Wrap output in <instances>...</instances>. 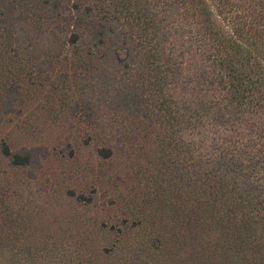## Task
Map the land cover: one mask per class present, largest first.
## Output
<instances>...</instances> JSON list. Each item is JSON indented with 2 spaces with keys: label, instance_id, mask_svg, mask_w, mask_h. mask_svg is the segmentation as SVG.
I'll list each match as a JSON object with an SVG mask.
<instances>
[{
  "label": "trees",
  "instance_id": "16d2710c",
  "mask_svg": "<svg viewBox=\"0 0 264 264\" xmlns=\"http://www.w3.org/2000/svg\"><path fill=\"white\" fill-rule=\"evenodd\" d=\"M104 2L0 0V47L39 76H78L74 112L102 133L101 159L168 133L154 201L198 264H264V0ZM1 87L0 123L37 88ZM42 150L1 146L12 168ZM21 255L0 249V264Z\"/></svg>",
  "mask_w": 264,
  "mask_h": 264
},
{
  "label": "rangeland",
  "instance_id": "374dc122",
  "mask_svg": "<svg viewBox=\"0 0 264 264\" xmlns=\"http://www.w3.org/2000/svg\"><path fill=\"white\" fill-rule=\"evenodd\" d=\"M28 58L27 51L15 56L0 47V87L37 86L25 89L19 114L0 123V249L22 253L12 264H198L154 201L166 159L158 138L168 133H134L137 142H111L113 157L101 159L102 133L74 112L78 76L70 68L39 76ZM2 144L47 155L42 150L36 165L12 168ZM81 195L91 204L79 203Z\"/></svg>",
  "mask_w": 264,
  "mask_h": 264
}]
</instances>
